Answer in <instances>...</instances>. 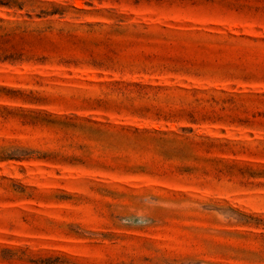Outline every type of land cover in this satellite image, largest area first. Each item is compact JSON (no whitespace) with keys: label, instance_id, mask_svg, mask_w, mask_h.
Listing matches in <instances>:
<instances>
[{"label":"rangeland","instance_id":"374dc122","mask_svg":"<svg viewBox=\"0 0 264 264\" xmlns=\"http://www.w3.org/2000/svg\"><path fill=\"white\" fill-rule=\"evenodd\" d=\"M0 264H264V0H0Z\"/></svg>","mask_w":264,"mask_h":264}]
</instances>
